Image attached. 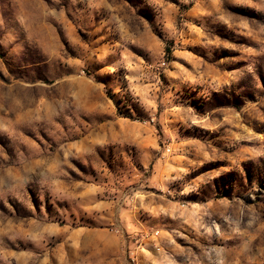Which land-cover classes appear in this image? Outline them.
<instances>
[{"label":"rangeland","instance_id":"374dc122","mask_svg":"<svg viewBox=\"0 0 264 264\" xmlns=\"http://www.w3.org/2000/svg\"><path fill=\"white\" fill-rule=\"evenodd\" d=\"M0 264H264V0H0Z\"/></svg>","mask_w":264,"mask_h":264}]
</instances>
